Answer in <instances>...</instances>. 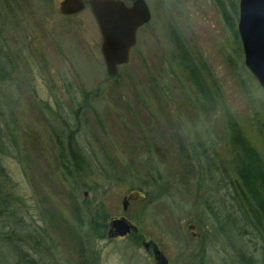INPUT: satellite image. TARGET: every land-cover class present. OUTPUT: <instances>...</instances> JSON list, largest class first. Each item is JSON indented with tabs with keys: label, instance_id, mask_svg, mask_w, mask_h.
Returning <instances> with one entry per match:
<instances>
[{
	"label": "rangeland",
	"instance_id": "rangeland-1",
	"mask_svg": "<svg viewBox=\"0 0 264 264\" xmlns=\"http://www.w3.org/2000/svg\"><path fill=\"white\" fill-rule=\"evenodd\" d=\"M59 1L0 0V164L22 218L17 234L21 227L32 237L24 248L42 264H81L87 234L90 264H155L141 240L169 264H236L229 245L255 255L252 235L217 228L225 211L234 213V134L264 162V91L227 25L237 24L239 0H145L151 20L116 79L105 73L90 9L63 17ZM85 96L92 111L82 112L76 134L85 160L67 176L46 117L52 122L57 106L70 115ZM53 123L66 143L62 123ZM133 191L145 197L124 212ZM103 215L105 232L124 217L137 236H100ZM0 249L8 262V248Z\"/></svg>",
	"mask_w": 264,
	"mask_h": 264
},
{
	"label": "trees",
	"instance_id": "trees-1",
	"mask_svg": "<svg viewBox=\"0 0 264 264\" xmlns=\"http://www.w3.org/2000/svg\"><path fill=\"white\" fill-rule=\"evenodd\" d=\"M233 10L234 14H236L235 7H233ZM227 25L235 42L240 46L234 22L227 18ZM3 59H6V55L0 48L1 63ZM186 70L194 85L201 91L202 83L196 68L186 64ZM86 96L82 102L74 105V109L69 113L70 115L62 114L57 106V111H51V113L48 114L52 122L47 120L46 117V122L50 123V127L53 131L52 133L58 146L59 163L67 176L71 174V166L75 168V170H80L85 160V157L78 149L76 134L80 131L82 112L92 111ZM45 116H47V114H45ZM53 122L62 123L63 126L61 127V131L65 130L67 132L66 143L62 141L61 134L55 131ZM2 138L3 136L0 134V143H2ZM232 145V163L235 181H230L229 188H232V202L230 206L233 208L234 213L225 211L224 216L219 219L216 217L217 228L219 229L218 232L222 235L224 233L222 226L224 223H228L236 230L238 239H241L244 235H252L260 242L259 249L256 251L255 255H253V253L249 255L245 253L242 246L237 249L229 245L228 248L232 251L236 264H264V162L257 152L244 142L239 133L234 134ZM67 154L69 158H67ZM203 158L214 162L213 159H210L208 156L204 155ZM213 170L216 172L214 166ZM10 183L5 169L0 164V248L6 246L9 250L8 262L7 259L4 260L2 256H0V264H42V262L30 255V247L26 250L23 246H29V241L32 240V237L30 235L29 237L25 235L27 234L26 230L21 227L19 231L21 235L17 234V229L14 227L15 224L19 226L22 224V218L17 217L16 200L12 197V193L8 189ZM155 183L158 185L160 182L154 181V184ZM160 185L164 186V182ZM217 191L216 189L214 193ZM207 208L209 209L210 207L208 206ZM230 217H237L239 221L229 222ZM99 218L100 223L95 227V232L99 233L101 236L105 230V227L101 224H103L106 217L103 215ZM224 218H226V222L222 221ZM91 225H93V223H91ZM92 230H94V228H92ZM86 236L87 234H85L84 238ZM84 238L82 240L83 245H85L82 249L84 257L81 264H90L89 256L91 255L88 250L87 237ZM135 240L139 242L138 238H135Z\"/></svg>",
	"mask_w": 264,
	"mask_h": 264
},
{
	"label": "water",
	"instance_id": "water-1",
	"mask_svg": "<svg viewBox=\"0 0 264 264\" xmlns=\"http://www.w3.org/2000/svg\"><path fill=\"white\" fill-rule=\"evenodd\" d=\"M86 7L97 25L101 38L100 53L105 73L110 79L119 74V69L130 61V55L136 44L137 32L151 20V13L145 0H132L126 6L121 0H60L58 11L63 17L77 15ZM238 38L243 53V63L247 71L264 91V0H239L238 20L236 24ZM139 191H133L123 197L122 210L125 212L130 201L142 198ZM186 229L192 237L194 226ZM137 231L136 227L124 217L110 221L109 238L125 237ZM142 248L149 249V243L143 242ZM155 264H168L165 256L157 248L152 251Z\"/></svg>",
	"mask_w": 264,
	"mask_h": 264
},
{
	"label": "flooded vegetation",
	"instance_id": "flooded-vegetation-1",
	"mask_svg": "<svg viewBox=\"0 0 264 264\" xmlns=\"http://www.w3.org/2000/svg\"><path fill=\"white\" fill-rule=\"evenodd\" d=\"M131 3H132V0H127L126 2L124 1V4L126 5V6H131ZM136 45V44H135ZM135 47V46H134ZM133 47V48H134ZM133 50V49H132ZM132 52V51H131ZM142 195H143V197L142 198H144L145 197V195H144V193H141ZM110 221L111 220H109V222H108V224L106 225V232L104 231V233H105V235H106V237L108 238V240H117V239H120V238H122V237H112V238H109V235H110V233H109V230H110ZM194 226V225H193ZM194 230H195V226H194ZM193 230V231H194ZM194 233V232H193ZM137 231L135 232V233H131L130 234V236H134V237H136L137 235ZM136 235V236H135ZM191 235V234H190ZM129 236V235H128ZM143 242H145L144 240H141L140 241V244H141V246H142V243ZM153 248H156L153 244H151V243H149V249L148 250H144L145 252H147V253H150V254H152V251H153ZM153 256V255H152ZM169 264V263H168Z\"/></svg>",
	"mask_w": 264,
	"mask_h": 264
}]
</instances>
